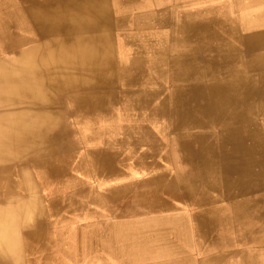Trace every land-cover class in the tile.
<instances>
[{
    "label": "bare ground",
    "instance_id": "1",
    "mask_svg": "<svg viewBox=\"0 0 264 264\" xmlns=\"http://www.w3.org/2000/svg\"><path fill=\"white\" fill-rule=\"evenodd\" d=\"M196 1L172 0L142 19L159 18L167 38L141 44L126 66L133 73L116 68L110 38L132 19L111 12L115 4L151 0H19L33 38L14 34L15 14L0 22V264H23L25 253L47 249L48 217L59 201L45 200L38 180L40 173L56 181L68 177L75 155L68 104L103 110L119 74L123 79L152 70L139 91L155 77L168 87L158 88L165 95L141 119L158 125L161 137L147 124L134 125L136 131L120 127L125 120L117 115L109 117L111 125L99 122L108 116H96L89 131L102 142L83 156L91 192L110 214L109 221L93 222L104 225L114 264H210L227 258L223 250L237 236L264 228V54L254 57L264 31L256 40L252 25L240 35L219 15L225 11L220 4L203 9ZM65 50L75 58L57 59ZM160 91L139 94L157 99ZM164 122L171 127L163 129ZM116 125L120 139L106 134ZM190 210L199 211L194 219L183 215Z\"/></svg>",
    "mask_w": 264,
    "mask_h": 264
},
{
    "label": "rangeland",
    "instance_id": "2",
    "mask_svg": "<svg viewBox=\"0 0 264 264\" xmlns=\"http://www.w3.org/2000/svg\"><path fill=\"white\" fill-rule=\"evenodd\" d=\"M171 2L172 0H157V1L151 0L150 4L146 2L140 6H138L136 3L130 6H124V5L118 6L117 4L113 5V7L114 6L115 7L114 10L111 12L112 16L117 17L119 15H124V16L127 15L128 18L132 19V20L128 19L130 22H132L131 24L129 25L126 24L124 26L125 28L123 26L116 28L114 29L115 31L113 30L110 34L111 43H112L111 53H113L112 56L115 61L114 64L118 70L121 69L125 71L129 70L130 73H133L126 66H128V60H130L133 57L134 53L138 50V48L142 46L141 44L154 45L153 43H160L163 39L167 38L168 28L160 26L161 22L158 21L159 18L157 22H145L144 20H146V17L147 15H149L150 12H155L156 10H160V8H164L170 5ZM196 2H197L196 3L197 7H202L203 9L211 5L213 6L216 3L220 4L221 5L220 7L224 8L225 11L222 10L219 15L224 16L223 21L228 22V24L232 28L235 27L238 34L240 35L250 33L252 30V25H254L253 22H264V0H246V1L245 0H197ZM0 3H2L0 5V22H5L4 20H7L6 22H9L12 20V18H15L16 15L19 22L18 23L16 22V24L12 29L14 34L33 38V31L29 26L28 22L25 21L27 19L25 14L23 13V10L21 9V4L19 3V0H3V1L0 0ZM160 36L162 37L159 38ZM2 40L3 39L0 36V54L2 53L1 51ZM228 40L232 43L233 42L236 43V40L232 38ZM144 49L145 48H143V50ZM120 54H122L121 57ZM55 55L57 59H59V57H63L65 62H69V59L72 60L75 58V57L69 58L70 53L67 50L64 51L62 56L57 54ZM146 57L147 56H145V59ZM150 58L151 57H149V59ZM154 75L155 73L152 72V70H150L149 74L146 76L142 75V76L133 77L132 74H128V75L124 74L123 79L120 77L119 74L116 80V84H114V88L112 91L113 98H110L109 102H105V103L103 102L104 104L103 110L98 111L97 109L93 108L92 111H85V110L82 111V110L74 109V106L72 104L70 103L68 104V110L69 112L71 111V113L68 116L67 121L71 132L70 138L72 139L73 142H75L74 143L75 148L73 149V154L75 155H73L69 159V163L65 170L68 174L67 178H62V180L56 181V179H49L46 176H44L43 173H40V178L38 180V182H41V186L39 188L40 193L44 197H46L45 200H47L48 198L51 199V197L54 198L55 200H58L59 211L58 210L55 211L53 215L48 217L49 222L46 228V236H47L46 238L48 243L47 249H43V248H40L39 250L35 249V252L33 254L28 252L25 253L23 257V264H58V263L59 264H88V263L114 264V261H112L110 256H108L109 254H107L109 243L105 235L106 229L104 225L102 226L100 224L101 222L109 221L110 214L107 212L106 206L102 201V199L98 195L91 192L93 191L94 188L91 186L92 181L87 172L88 171L87 165L84 164L86 162L84 161L83 156H84V152L87 151L85 150L86 148H88L89 150L91 148L100 146L102 144V142H95L96 139L89 136V131H91L92 128L96 125L95 123H98V121L94 122L96 121L94 119L96 118V116L98 118H101L103 116L104 117L108 116V118L109 117L113 118V116L117 115L118 117L116 116V120L119 119L125 120L121 124H118L120 127H124L125 129H128L130 126H132L135 131L137 130V127L134 125H137L139 128L140 125L147 124L141 119L143 117L145 119L147 115L150 114V111L153 108V106H155L160 100H162V96L161 97L159 96L165 95L163 94V91L158 90V88L163 87L167 89L168 87V83L162 85V83H158L162 80L156 81V77H155L154 81H150L147 84L146 89L144 91H139L141 90L142 87L141 84L145 81V79L154 77ZM130 80L134 84H129V83L127 84V82H130ZM165 81L167 82V80ZM155 91H160V93L158 92L157 99L156 98L141 99V97L143 96L142 94H139L140 92L154 93ZM100 95H101L100 98L102 100L107 99L104 90L101 91ZM119 105L121 108H119ZM105 113H110L112 114V116H109L110 114L106 115ZM74 115L77 117H75ZM112 118H109V120L106 118L105 120L103 119L102 121L99 122L102 124L111 125L112 121L115 122V119L112 120ZM152 118H156L153 120L160 121V118L151 117L150 119ZM75 119L78 120L79 123L78 122L74 123L76 122ZM151 126H148L147 124V127L150 130H152L155 136L164 133V131H161L158 125L151 124ZM120 127L116 125L115 132L106 133V134L113 135L114 138L120 139L123 137V133H122L123 130H121ZM162 127L163 129L165 128L169 129L171 126H169L168 122L167 123L164 122V126L162 125ZM106 134L101 133V135H106ZM161 136L162 135H160V137ZM101 140L104 141L105 139H101ZM176 163L178 168L177 171L180 173L184 172L183 169H185V166H181L180 162H176ZM70 168L73 169L71 170ZM84 180H86L87 182ZM56 188H58L59 191ZM62 205H64L65 207ZM196 212L199 213V211L190 210L184 213L183 215L184 217H187L189 219L191 218L194 219V217L198 215ZM100 219L101 222L99 224H97L98 221L93 222L95 220H100ZM84 221L87 223H85ZM261 235H264V228L258 232H255L252 235L237 236V239L233 240V242L229 243V245H226V248H224L223 250V252L226 253L227 258L225 260L211 262L210 264H230L229 262H232L231 264H234V262L235 264H264V236ZM116 238L119 240L120 236L116 235ZM23 243L26 244L25 239L23 240ZM180 263L189 264L188 262L185 261H180L179 263L177 262L176 264H180Z\"/></svg>",
    "mask_w": 264,
    "mask_h": 264
},
{
    "label": "crops",
    "instance_id": "3",
    "mask_svg": "<svg viewBox=\"0 0 264 264\" xmlns=\"http://www.w3.org/2000/svg\"><path fill=\"white\" fill-rule=\"evenodd\" d=\"M263 28V29H261ZM262 30L264 31V22H254V32L256 33V40H257V36H259L260 38V34L262 32ZM262 47L264 46H259L257 49H255L254 51V57L257 58V52L261 53V51L264 54V48L262 50ZM258 50V51H257Z\"/></svg>",
    "mask_w": 264,
    "mask_h": 264
}]
</instances>
